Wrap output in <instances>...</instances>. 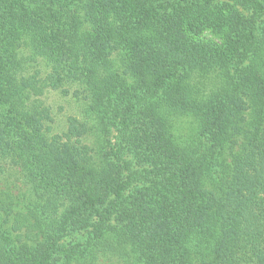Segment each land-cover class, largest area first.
Wrapping results in <instances>:
<instances>
[{
	"label": "trees",
	"instance_id": "obj_1",
	"mask_svg": "<svg viewBox=\"0 0 264 264\" xmlns=\"http://www.w3.org/2000/svg\"><path fill=\"white\" fill-rule=\"evenodd\" d=\"M263 122L264 0H0V162L33 196L0 264H264Z\"/></svg>",
	"mask_w": 264,
	"mask_h": 264
},
{
	"label": "rangeland",
	"instance_id": "obj_2",
	"mask_svg": "<svg viewBox=\"0 0 264 264\" xmlns=\"http://www.w3.org/2000/svg\"><path fill=\"white\" fill-rule=\"evenodd\" d=\"M31 65L36 68H41L44 73L48 71L47 65L44 62H39L38 64L31 63ZM68 89L69 93L67 95L60 91H49L42 97L44 104L52 111L54 117L53 132L56 134H61L67 130L70 117H77L80 120L85 119L87 103L81 93L79 95L76 94V90L79 89L78 86H68ZM186 126L187 128L183 125L184 129H189L188 124H186ZM262 130L264 131V128ZM117 135V132L112 129L107 138H101L102 136L99 134L98 136L92 135L88 138L87 143L90 144L94 150L99 152L103 150L107 153H114ZM28 187L24 178H22L16 170L12 169L6 162H0V203L8 210L9 218L12 220L16 216L23 217L26 215L27 199L29 201L33 200L32 193ZM87 238V233L68 235L64 239L63 244L76 249L78 248L77 246L84 243ZM53 264H68V261L61 256L58 257ZM86 264H92L91 260H88ZM94 264L118 263L116 260L112 262L108 259L101 258L95 261Z\"/></svg>",
	"mask_w": 264,
	"mask_h": 264
}]
</instances>
